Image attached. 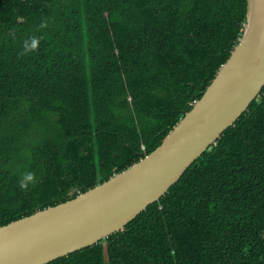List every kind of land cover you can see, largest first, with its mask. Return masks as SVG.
Wrapping results in <instances>:
<instances>
[{
    "label": "trees",
    "instance_id": "trees-1",
    "mask_svg": "<svg viewBox=\"0 0 264 264\" xmlns=\"http://www.w3.org/2000/svg\"><path fill=\"white\" fill-rule=\"evenodd\" d=\"M246 7L0 0V226L154 151L238 44ZM48 264H264V87L123 230Z\"/></svg>",
    "mask_w": 264,
    "mask_h": 264
},
{
    "label": "water",
    "instance_id": "water-1",
    "mask_svg": "<svg viewBox=\"0 0 264 264\" xmlns=\"http://www.w3.org/2000/svg\"><path fill=\"white\" fill-rule=\"evenodd\" d=\"M246 1L238 44L161 144L75 198L0 226V264H48L123 230L233 125L264 87V0Z\"/></svg>",
    "mask_w": 264,
    "mask_h": 264
},
{
    "label": "clouds",
    "instance_id": "clouds-1",
    "mask_svg": "<svg viewBox=\"0 0 264 264\" xmlns=\"http://www.w3.org/2000/svg\"><path fill=\"white\" fill-rule=\"evenodd\" d=\"M36 41L35 40H33L32 41V44H31V49H35L36 48ZM29 49H27L26 48V51H28ZM29 179H31V175H29V177H28ZM25 185L24 184H21V187H24Z\"/></svg>",
    "mask_w": 264,
    "mask_h": 264
}]
</instances>
